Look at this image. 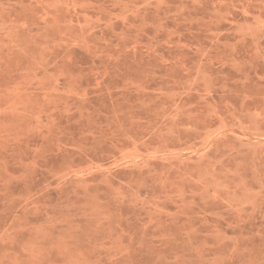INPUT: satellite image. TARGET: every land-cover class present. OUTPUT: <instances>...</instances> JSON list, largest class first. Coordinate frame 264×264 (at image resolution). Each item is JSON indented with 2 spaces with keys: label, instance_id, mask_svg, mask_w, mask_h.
I'll list each match as a JSON object with an SVG mask.
<instances>
[{
  "label": "rangeland",
  "instance_id": "rangeland-1",
  "mask_svg": "<svg viewBox=\"0 0 264 264\" xmlns=\"http://www.w3.org/2000/svg\"><path fill=\"white\" fill-rule=\"evenodd\" d=\"M0 264H264V0H0Z\"/></svg>",
  "mask_w": 264,
  "mask_h": 264
}]
</instances>
